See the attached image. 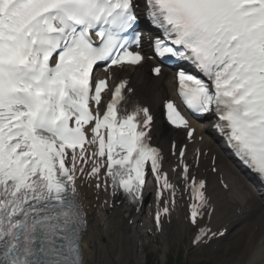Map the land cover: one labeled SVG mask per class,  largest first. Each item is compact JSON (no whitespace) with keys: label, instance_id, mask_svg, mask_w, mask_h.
<instances>
[{"label":"snow or ice","instance_id":"6c2138e0","mask_svg":"<svg viewBox=\"0 0 264 264\" xmlns=\"http://www.w3.org/2000/svg\"><path fill=\"white\" fill-rule=\"evenodd\" d=\"M138 6L137 0H0V264H84L87 220L76 172L84 173L89 161V175L104 168L113 194L123 189L134 202L142 199L150 162L164 205L157 228L175 204V185L149 143L150 110L117 107L127 81L115 87L102 115L98 109L107 81L93 79L95 66L107 71L145 59L133 50L141 40ZM144 11L162 32L156 55L191 65L176 73L180 102L195 115H214L231 152L264 179V0H144ZM153 72L159 76L161 68ZM165 107L172 125L188 127L176 103ZM85 145L95 148L89 153ZM182 176L196 225L212 215L206 182L187 164ZM164 192L171 201L162 200ZM223 235L200 228L192 242Z\"/></svg>","mask_w":264,"mask_h":264},{"label":"bare ground","instance_id":"6f19581e","mask_svg":"<svg viewBox=\"0 0 264 264\" xmlns=\"http://www.w3.org/2000/svg\"><path fill=\"white\" fill-rule=\"evenodd\" d=\"M150 65L151 63L145 62L137 68H126L121 72H117L116 75L130 78L131 85L135 89V95L141 99V102L151 105L155 110L161 101L172 95L171 87H169L170 84L167 86L163 84V81L171 82L172 78L164 75L156 80L151 79L148 74ZM204 135L210 141L211 149L220 150V152H216L217 165L226 176L227 183L231 184L229 191H224L220 187L219 191L215 190L214 187V179H217L218 176L210 179L213 199H217L216 194L220 197V201H214L216 210L212 216V226L227 229L231 235L227 241L224 239L223 242H226L227 245L233 243L235 248L241 249V252L236 251L235 253L238 255L230 258L231 260L228 259L226 264H229V261H236L237 264H242L246 251L248 255L243 264H264V198L255 191L249 180L226 157L219 146L216 145L217 141L211 132L207 131ZM154 136L155 142L167 148L172 141L173 135L171 132L165 130L161 122H158L155 126ZM207 145L209 144L203 143L196 146L207 147ZM204 162L205 156L202 155L200 163ZM197 174H199V171H197ZM92 195L87 191L84 197L89 221V228L83 242L84 251L87 256L86 264H141L140 259L134 258L123 245V241H127L130 238L128 237L130 234L138 240L144 237L140 229L131 231L130 233V226L125 215L131 213L128 210H124L121 206L110 214L103 213L100 215L97 210L92 208L93 204H95ZM95 197L97 196L95 195ZM138 223H141V221ZM144 223L147 225L146 221ZM179 226V222H175L173 217L171 225L168 226L169 229L160 235L163 236L167 246L172 245L174 237L179 233V230L185 227L184 225ZM118 231L121 236L118 234ZM111 236L116 241L114 245L109 242V237ZM103 239L108 242L106 244L103 243ZM223 242L215 241L213 244L219 248ZM190 248H188L189 253H191ZM106 249H110L113 253H116L117 258L110 259L107 256L109 253L106 252Z\"/></svg>","mask_w":264,"mask_h":264},{"label":"rangeland","instance_id":"374dc122","mask_svg":"<svg viewBox=\"0 0 264 264\" xmlns=\"http://www.w3.org/2000/svg\"><path fill=\"white\" fill-rule=\"evenodd\" d=\"M179 247L182 249L184 246L181 243L175 244L174 249L176 251L174 252V255L172 257L169 256L167 264H182L180 256L177 257V250L179 249ZM236 249L238 250V248H236ZM239 251L241 252V249H239L237 252H239ZM147 252L149 253V255H148L149 256L148 264H165V262H166L165 259L162 260V256L161 255H158V253H154L155 252L154 249H148ZM112 254H114V253L110 252L109 257L111 259H115L117 254H115V255H112ZM245 254L246 255H244V261L242 262V264L245 262L246 256L248 255V252L246 251ZM174 259H176L175 262L173 261ZM227 261H228V258L226 260L225 259L219 260L218 262H216V264H226ZM199 262H200V260L198 258H192L191 261H189V262H187L185 264H203V263H201V262L199 263ZM229 264H237V263H236V261H229Z\"/></svg>","mask_w":264,"mask_h":264}]
</instances>
